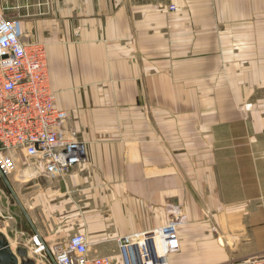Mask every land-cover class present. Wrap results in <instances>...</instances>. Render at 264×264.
<instances>
[{"label": "crops", "instance_id": "1", "mask_svg": "<svg viewBox=\"0 0 264 264\" xmlns=\"http://www.w3.org/2000/svg\"><path fill=\"white\" fill-rule=\"evenodd\" d=\"M0 5L24 42L46 45L56 104L88 156L65 181L0 172L14 252L55 264L39 240L86 233L91 256L117 255L118 238L165 225L173 208L186 224L170 264L264 257V0Z\"/></svg>", "mask_w": 264, "mask_h": 264}, {"label": "built area", "instance_id": "2", "mask_svg": "<svg viewBox=\"0 0 264 264\" xmlns=\"http://www.w3.org/2000/svg\"><path fill=\"white\" fill-rule=\"evenodd\" d=\"M68 117L55 101L46 45L24 42L21 20L6 16L0 7V172L7 177L25 172L16 166L20 154L51 179L86 164L85 142L67 126ZM117 241L116 256H91L84 233L53 250L40 244L37 251L53 257L55 264H170V256L180 251L178 225L169 221ZM235 264H264V257Z\"/></svg>", "mask_w": 264, "mask_h": 264}, {"label": "rangeland", "instance_id": "3", "mask_svg": "<svg viewBox=\"0 0 264 264\" xmlns=\"http://www.w3.org/2000/svg\"><path fill=\"white\" fill-rule=\"evenodd\" d=\"M0 7L3 9V7L0 5ZM4 10V9H3ZM6 16H8V15H6ZM14 17H16V16H14ZM252 109V104H250V103H243V104H241L240 105V107H239V111L241 112V113H247L248 111H250ZM20 157H22L21 158V160H20ZM17 159L21 162V163H23V165L25 166L24 167V169H25V173H24V175H26L27 176V178L29 177V175H31V174H37V173H40V171H42V168H41V166H39V165H37V164H33L32 162H30L25 156H23V155H21V156H18L17 157ZM87 163H88V161H87ZM86 163V164H87ZM70 174V173H69ZM68 174V175H69ZM12 175V174H11ZM68 175H66L65 177H63V178H59V179H56V180H60V181H65V179H66V177L68 176ZM6 178H9V177H7L6 176ZM55 180V179H54ZM170 210V219L168 220L169 222H174V223H176L177 225H178V231H179V229H180V227H183L185 224H186V221H185V215L183 214V213H181L180 211H176L175 209H169ZM211 215H212V213L211 212H206V220L208 221V224H210V226H211V229H212V231L213 232H216V230H218L217 229V227H216V225L213 223V221H212V219H211ZM6 217H8V215L6 214ZM61 217V213L59 214V218ZM155 229V228H154ZM153 230V229H152ZM77 234V233H76ZM73 235H75V234H73ZM72 235V236H73ZM85 235H86V233H85ZM126 236V235H125ZM31 238H36V240H37V238L38 237H35V235L34 236H32ZM180 239V238H179ZM39 240V239H38ZM69 240V239H68ZM67 240V241H68ZM67 241H65V242H63V243H66ZM39 244H41V245H44L47 249H48V247L45 245V243H41L40 242V240H39ZM60 244H62V243H58V244H55L54 246H52L50 249H48V250H53V248L56 246V245H60ZM119 251V250H118ZM115 252V251H114ZM118 253V252H117ZM114 255H116V254H114ZM113 255V256H114ZM173 255V254H172ZM50 256V255H49ZM109 256H112V255H109ZM98 257V256H97ZM100 257V256H99ZM171 257V256H170ZM52 259H53V257H52ZM116 261H119L118 259L116 260Z\"/></svg>", "mask_w": 264, "mask_h": 264}, {"label": "water", "instance_id": "4", "mask_svg": "<svg viewBox=\"0 0 264 264\" xmlns=\"http://www.w3.org/2000/svg\"><path fill=\"white\" fill-rule=\"evenodd\" d=\"M27 258V250L21 248L14 252L0 235V264H36L35 260Z\"/></svg>", "mask_w": 264, "mask_h": 264}]
</instances>
